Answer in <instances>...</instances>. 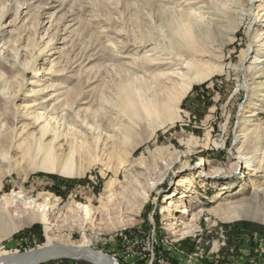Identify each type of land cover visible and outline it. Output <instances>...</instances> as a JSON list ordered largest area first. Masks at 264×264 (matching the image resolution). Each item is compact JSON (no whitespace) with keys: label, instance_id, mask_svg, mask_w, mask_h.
I'll return each instance as SVG.
<instances>
[{"label":"rangeland","instance_id":"obj_1","mask_svg":"<svg viewBox=\"0 0 264 264\" xmlns=\"http://www.w3.org/2000/svg\"><path fill=\"white\" fill-rule=\"evenodd\" d=\"M226 1L0 0V91L6 92V96L0 92V150L9 146L6 138L10 141L8 136L14 133V117L27 103L23 99L27 81L37 76V70L49 80L52 76L47 74V67L56 63L64 73L48 82L63 81L72 91L89 68L88 72L96 77L89 87L94 105L102 94L115 99L111 92L126 76L120 50L135 52L134 47L143 42L171 46L181 38L178 31L186 18L195 16L192 7L201 6L202 21L206 25L210 22L215 32L214 48L221 50L220 62L213 64L223 66L208 80L194 84L181 103L178 120L156 129L146 126L138 133L134 158L141 157L144 178L153 181L166 174L139 215L135 213L134 198L128 200L129 194L115 197L108 210L101 208L108 199L107 183L113 177L119 182L114 184L116 194L128 186L123 169H118L121 154L107 158L104 164L90 165L84 176L68 177L34 170L27 159L19 162L16 157L21 154L11 144L10 157L0 160V205H5L2 198L6 195L25 189L33 195L51 193L63 208L53 210L47 220H38L2 238L1 250L22 253L43 247L48 242L49 228L56 237L55 246L64 245L59 243L63 236L73 242L85 236L91 239L92 248L109 254L119 264H264V224L247 219L226 220L222 215L225 210L231 212L233 208L229 206L224 205L214 214L205 212L188 229L182 222L173 229L165 225L164 195L177 187L182 161H190L193 167L190 178L204 207L213 206V196L227 191L225 179L221 185L200 182L207 179L205 173L213 169V164L225 166L228 171L231 166L234 130L246 100L240 86L250 78L245 67L241 71L235 67L243 62L251 41L261 37L264 0L255 7L247 0H239L241 13L232 11ZM230 35L234 38L231 41ZM19 47L25 49L21 54ZM79 85L84 90L85 83ZM261 111L257 123L264 121V110ZM260 134L264 140V131ZM173 162L167 169L166 164ZM200 164H206V168L203 170ZM245 182V176L238 180L236 190ZM251 200L253 197L245 206L255 207ZM218 201L225 204L233 200ZM84 205L98 207V211L94 213ZM9 209L13 211L14 207ZM51 262L94 264L85 259Z\"/></svg>","mask_w":264,"mask_h":264},{"label":"bare ground","instance_id":"obj_2","mask_svg":"<svg viewBox=\"0 0 264 264\" xmlns=\"http://www.w3.org/2000/svg\"><path fill=\"white\" fill-rule=\"evenodd\" d=\"M247 1L253 7L260 6L263 2ZM226 2L232 11H243L239 0ZM192 11L195 16L189 15L186 18L178 31L181 38L172 42L171 46L160 47L155 43L143 42L137 48L134 47L135 52L120 50L119 57L126 76L111 92L115 99L102 94L97 105H94L95 98L92 99L93 94H89L92 92L89 87L96 81V77L88 72L89 68L84 71L83 79L78 80L72 91L63 81L58 84L48 82L64 73L56 63L47 67V74L52 76L49 80L42 78L41 70H37V76L27 81V93L23 94L27 103L14 117V133L8 136L10 141L6 138L10 142L8 148L12 144V148L21 154L16 157L19 162L27 159L34 170L80 177L84 176L85 169L90 165L104 164L108 161L107 158L121 154L123 158L118 169H123L128 186L124 187L122 193L116 194L114 184L119 182L113 177L107 183L108 199L101 208L108 210L109 203L115 197L123 194L127 197L129 194L128 200L134 198L137 203L135 213L139 215L142 206L166 174L153 181L144 178V163L141 157L134 158L139 144L136 141L138 133L146 126L156 129L178 120L181 103L194 84L208 80L215 72L223 69V66L213 64V61L220 62L221 50L220 47L214 48L215 32L210 22L206 25L202 21L201 6L192 7ZM258 15L259 12L255 13L256 17ZM261 15H264V9ZM259 27L263 31L261 37L251 41L243 62L235 67L237 71L245 67L250 78L240 86L246 92V100L242 105L244 111L238 116L234 130L231 166L228 171L224 169V165L219 167L213 164V169L205 173L207 179L200 182L210 181L221 185L225 179L228 181L224 185L227 191L213 196V206L204 207L198 199L199 191L192 185L190 178L193 167L190 161H182L177 171L178 176H181L177 187L164 195L167 204L163 211L167 213L165 225L168 229L176 227L177 222L184 223L182 226L188 229L193 220L201 218L205 212L214 214L223 209L224 205L233 208L231 212L225 210L226 213L222 215L228 221L247 219L264 224V140L260 134L264 131V121L257 123L261 110H264V24ZM232 39L234 38L230 35L228 40ZM110 45L113 46V43ZM23 50V47H19L18 53ZM83 82L84 90L79 85L84 84ZM0 92L6 96L5 90ZM5 126L9 128L3 123V127ZM154 134L155 131L152 135ZM8 148L0 150L1 162L10 157ZM178 159L180 158L177 157L176 160ZM174 163L166 164L167 169ZM201 166L203 170L206 168V164H200ZM244 176L246 182L236 190L238 180ZM227 192L228 195L224 196ZM9 195L2 198L5 205H0V240L38 220H47L53 210L63 208L59 206V199L48 192L33 195L22 189ZM250 197H253L251 202L255 207L245 206L244 203ZM229 198L233 201H226ZM218 200H225L226 203ZM10 207H14V210L11 211ZM82 207L94 209V213L98 211V207ZM177 214H181V217ZM46 235L48 242L43 247L55 246L53 241L56 237L49 232V228ZM73 241L66 236L59 239V243L64 245H92L91 239L85 236L79 242ZM15 254L19 252L10 253L0 249V264L18 263L17 258H10ZM82 259L95 264L90 256ZM110 262L119 264L112 257Z\"/></svg>","mask_w":264,"mask_h":264},{"label":"water","instance_id":"obj_3","mask_svg":"<svg viewBox=\"0 0 264 264\" xmlns=\"http://www.w3.org/2000/svg\"><path fill=\"white\" fill-rule=\"evenodd\" d=\"M90 256L95 264H111V256L92 247H76L71 245H56L50 247H40L30 251L10 256L11 259L19 261L16 264H38L59 259H82Z\"/></svg>","mask_w":264,"mask_h":264},{"label":"trees","instance_id":"obj_4","mask_svg":"<svg viewBox=\"0 0 264 264\" xmlns=\"http://www.w3.org/2000/svg\"><path fill=\"white\" fill-rule=\"evenodd\" d=\"M185 101H186V99H185ZM59 261V260H58ZM60 261H68V260H60ZM51 263H53V262H49V263H47V264H51Z\"/></svg>","mask_w":264,"mask_h":264}]
</instances>
